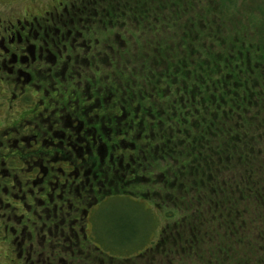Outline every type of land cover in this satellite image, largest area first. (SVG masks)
Returning <instances> with one entry per match:
<instances>
[{"label":"flooded vegetation","instance_id":"af4514ba","mask_svg":"<svg viewBox=\"0 0 264 264\" xmlns=\"http://www.w3.org/2000/svg\"><path fill=\"white\" fill-rule=\"evenodd\" d=\"M188 4L0 0V264H264V134L224 162L249 123Z\"/></svg>","mask_w":264,"mask_h":264},{"label":"trees","instance_id":"16d2710c","mask_svg":"<svg viewBox=\"0 0 264 264\" xmlns=\"http://www.w3.org/2000/svg\"><path fill=\"white\" fill-rule=\"evenodd\" d=\"M128 1L189 3V0ZM230 1L235 5L234 15L242 17V21L240 18L238 19L239 25H231L229 30H223L220 25L218 26L222 20L225 22L223 15L219 16L220 19H215L213 16L214 19L209 18L206 25L201 27V30L199 29L200 31L192 29L187 41L192 44L193 48H198L204 54L202 58L194 57L193 61L194 67L198 68L200 72L207 69L212 73L221 62L225 66L224 83L220 88L223 91L224 106L229 104L233 105L231 108L236 109L237 105L241 104L239 119L241 122L249 124L246 130L238 133L236 137L225 134L224 140L220 142L227 141L229 144L237 143L239 145L238 151H231L224 155V162L230 165L238 164L242 167V164L248 166L254 158L253 156L259 153L261 147L259 141L262 140V137L257 134L258 130L264 134V0H261L260 3L256 0ZM228 8L229 6H226L225 9L218 8V10L225 14L229 12ZM180 37H183V34L180 33ZM247 65L248 67L242 70V67ZM251 68H254L255 71ZM213 77H215V73ZM213 82H215L214 79ZM193 105H195L194 102H192ZM207 105L214 108L209 102ZM245 116L248 118V122L244 120ZM255 118H258L256 122L254 121L255 129L258 130L254 132L250 131L252 128L249 126ZM222 148L224 149V146ZM247 176L242 173L243 182L239 186L241 190L244 187V190L247 191L251 187L250 176ZM262 195H264V191L257 194V196Z\"/></svg>","mask_w":264,"mask_h":264},{"label":"rangeland","instance_id":"374dc122","mask_svg":"<svg viewBox=\"0 0 264 264\" xmlns=\"http://www.w3.org/2000/svg\"><path fill=\"white\" fill-rule=\"evenodd\" d=\"M256 2L260 3L261 0H256ZM188 6L190 7V10L185 12H182L181 18L183 20H192L194 21L192 26L193 29L197 30L203 27L206 24V21H209V18L215 17V19H220L219 16L222 14L225 22L223 20L221 21L220 25L223 30H229L231 28V25H239L238 19L240 18V15H234L233 11L234 6L230 0H189ZM226 6H229L228 10L229 12L225 13L218 10V8L225 9ZM224 11V10H223ZM240 21H242V17L240 18ZM180 35V30L176 29V32L173 34V38L177 39ZM124 204V203H122ZM124 211V207L119 203H112L111 204V213H116L118 215V212L122 213ZM116 215V216H117ZM146 234V231H145Z\"/></svg>","mask_w":264,"mask_h":264}]
</instances>
